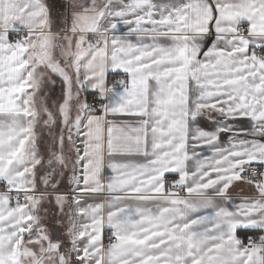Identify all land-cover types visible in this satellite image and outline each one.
Here are the masks:
<instances>
[{
    "label": "snow or ice",
    "instance_id": "6c2138e0",
    "mask_svg": "<svg viewBox=\"0 0 264 264\" xmlns=\"http://www.w3.org/2000/svg\"><path fill=\"white\" fill-rule=\"evenodd\" d=\"M0 264H264V0H0Z\"/></svg>",
    "mask_w": 264,
    "mask_h": 264
},
{
    "label": "crops",
    "instance_id": "0c3cea01",
    "mask_svg": "<svg viewBox=\"0 0 264 264\" xmlns=\"http://www.w3.org/2000/svg\"><path fill=\"white\" fill-rule=\"evenodd\" d=\"M57 93H59V86L57 85Z\"/></svg>",
    "mask_w": 264,
    "mask_h": 264
}]
</instances>
